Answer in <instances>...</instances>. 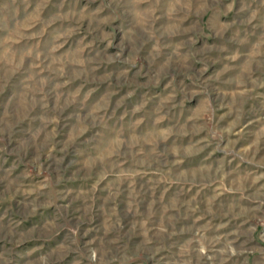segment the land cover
<instances>
[{"label": "clouds", "instance_id": "9594fccd", "mask_svg": "<svg viewBox=\"0 0 264 264\" xmlns=\"http://www.w3.org/2000/svg\"><path fill=\"white\" fill-rule=\"evenodd\" d=\"M221 2L225 9L222 13L219 7H213ZM23 3V19L0 17V136L24 132L11 150L30 160L34 168L14 176L11 173L15 166L8 170L4 177L8 196L13 200L20 197L17 210L22 217L54 206L57 197L67 199L70 193L52 191L53 185L63 180V173L56 169L64 168L66 154L75 152L81 144L91 147L80 151L73 175L82 176L91 184L81 188L75 197L83 201L79 210L82 214L72 219L70 229L60 222L59 215L41 219L21 231L5 229L0 234V264H55L52 256L63 258L77 252L72 241L82 231L94 230L82 229L81 225L95 220L96 199L101 191L105 193L99 197L104 213L103 236L93 239L84 249L87 264H132L129 244L131 253L155 258L174 236L186 239L180 246L179 261L173 264H228L233 258L254 253L255 248L249 249L247 242L253 238L255 226L229 229L232 220L244 218V213L236 211L235 202L230 207L227 202H217L225 194L243 195L247 177L228 170L232 161L264 168V160H257L264 127L252 143L237 150L247 127L241 123L244 106L264 89V0H118L128 25L126 31L120 30L124 34L122 51L108 55L106 49L95 47L96 40L81 39V29L87 28L89 34L95 32L99 43L110 48L111 36L104 26L118 18L117 0H100L95 10L72 6L65 9L62 2L60 10L53 11L48 7L52 0ZM209 11L231 14L230 21L213 27L218 36L231 32L232 48L220 49L228 53L225 63L210 78L226 83L227 90L214 88L209 78L200 80L196 89L186 82L195 79L193 46L202 32L201 17ZM141 56L150 66V81L135 79L137 73L133 70H138ZM105 62L127 66L100 71ZM198 71L204 76L207 66ZM172 74L179 78L170 79ZM161 80L166 81L168 88L162 95L153 97L138 91ZM89 81H114L137 87L123 92L109 88L88 103L95 91H84ZM222 100L226 102V112L219 116L213 101ZM185 101L194 107H188ZM120 109H124L120 117L125 121L124 127L113 128L110 121L115 120ZM61 117L68 122L62 123ZM225 117L227 123L219 124ZM25 124L27 127H22ZM217 152L224 160L209 162ZM204 153L208 160L192 171L186 162ZM40 156L49 162L41 164ZM43 169L52 174L51 179H38L37 174L42 176ZM189 175L191 180L187 179ZM259 179H264V172L251 182ZM175 184L213 191L202 203L199 193L186 199L176 193L169 196ZM161 187L163 191L157 197ZM149 192L150 198H145ZM122 194L126 195L127 214L135 217L130 225L121 220L123 213L118 211L117 201ZM256 203L257 207L248 209L249 215L264 208V200ZM142 204L146 215L140 212ZM225 207L229 211H224ZM182 209H186L185 215L195 214L197 223L180 224L184 219L180 215ZM70 210L71 202L59 206L60 212ZM157 215L155 223L153 217ZM200 220L205 221L202 226H198ZM225 229L229 231L225 233ZM65 232L71 233L67 240ZM54 237H61L59 245L39 256L34 253L40 248L24 247L29 240ZM259 238L264 240V233ZM122 239L127 243L118 247ZM243 264H248L247 259Z\"/></svg>", "mask_w": 264, "mask_h": 264}, {"label": "rangeland", "instance_id": "374dc122", "mask_svg": "<svg viewBox=\"0 0 264 264\" xmlns=\"http://www.w3.org/2000/svg\"><path fill=\"white\" fill-rule=\"evenodd\" d=\"M64 3V8L67 9L69 6L75 7L76 9L80 8H89L91 10H95L100 6V0H52V3L48 6L49 9L53 11L60 10V4ZM107 2V0H105ZM239 3V0H237ZM6 5V6H5ZM35 7V4H33ZM213 7H219L220 12L222 13L225 9L223 7V3L213 5ZM25 5L23 0H0V17H7L9 20L15 16L17 18L23 19L25 16L24 11ZM31 11V9H29ZM200 9H197V12H200ZM235 11V10H234ZM117 19L113 21L110 25H105L104 27L107 29L108 33L111 36V47L106 48L105 44L99 43V37L95 32L89 34V30L87 28H82L81 32L83 36L81 39H84L86 42H90L96 40V48L106 49L105 55L110 53H116L122 51V45L124 43V34L120 31L122 28L126 31L128 25V18H126L118 4L117 0ZM231 14L229 16H223L219 13H213L209 11L207 14L202 15L200 23L202 32L197 36V43L193 46V56L191 60V64L194 71L192 76L195 79L186 80V82L191 86L192 89H196L198 82L202 79L209 78V83H212L214 88L227 90V85L224 82H217L216 80L210 79L213 73H219L222 65L225 63L224 57L228 54L226 52L221 51V48H232V40H231V32L225 33L223 36H218L213 32V27H218L219 23L230 21ZM211 25V26H210ZM139 35V34H138ZM253 39L252 37H249ZM79 41H77L78 43ZM150 45H145V48ZM199 48L200 51L197 52L195 49ZM234 50V49H233ZM95 53V49L92 50ZM129 53H125L128 55ZM126 67V64L117 63L113 65L112 63L105 62L100 71H110L112 67ZM207 66V73L204 76L199 74V69L201 67ZM149 65L145 64L143 57L138 58V70H133L137 74L135 79L150 81V72ZM97 75L99 72L96 73ZM132 73L130 72V75ZM179 77L176 74H172L170 79L175 80ZM103 79V78H102ZM77 86L79 82H76ZM129 87H137L136 85H118L114 81H108L107 83H101V81H89L84 85V91H88L89 88L95 89L93 91L92 96L89 98L88 103H92L97 97L101 95V92L112 88L113 90H119L121 92L127 91ZM203 88L202 85H200ZM168 90L167 83L164 80H161L158 83H149L147 88H138V91L149 93L153 97L164 94ZM206 91V89H205ZM260 95L254 98H250L249 101L244 106V117L241 121L242 124H246L247 127L244 129V134L240 137V143L237 146V150L240 148L246 147L248 144L252 143L253 140L256 139L257 134L260 133L261 127H264V89H260ZM199 99H203L201 95ZM133 103L135 102V98H133ZM188 107H194V104H189L185 101ZM217 109V115L224 116L226 109L223 107V103L225 101L216 102L213 101ZM79 111V109H74ZM124 109H120L115 114V120H111V126L113 128L116 127H124L125 121L121 120V114ZM183 112L181 111V115ZM62 123H67L68 120L64 117H61ZM219 124H226L227 117L224 120L218 122ZM32 124L35 125L36 121H32ZM218 126V125H217ZM22 127L26 128L27 124ZM61 134L63 133V129L60 130ZM24 132H17L14 135H10L8 137L0 136V234L4 232L5 229L9 231L15 229L16 231H21L24 228H29L33 224H37L41 219H47L48 217H56L59 215L60 222L64 223L67 228H71L72 219L76 216H80L82 213L79 211L83 206V201L79 199H75L77 193L81 188L90 187L91 181L86 180L82 176L73 175L74 170L78 167L79 162V153L81 150L87 149L91 147L89 144H81L78 145L75 152H69L66 154V163L64 168L56 169L57 172L63 173V180L60 184L53 185L52 191L55 193L56 190L63 192L65 194L70 193L67 196V199L63 197L56 198V204L52 207H42L40 212L37 215H33L31 217L24 216L22 217L18 209L17 201L20 200V197H16L15 200L9 198L8 196V185L4 179L5 174L8 172L10 168L15 166V171L11 173V175H16L21 171H29L31 172L34 168L32 162L26 159L22 154L13 152L11 149L15 146V141L19 139L20 136H23ZM95 136V133H93ZM262 138L260 140V151L257 156V160H264V134H261ZM224 160V156L219 152L216 153L215 156L211 157L209 162L215 163V161ZM208 160L207 153L202 154L200 157H197L193 160H189L186 163L192 166L191 170L196 171L198 166H202L203 163ZM231 160V157H229ZM49 161L46 157L40 156V163L46 164ZM229 171H233L239 173L240 175L246 176L247 179L244 182V192L243 195L239 193L236 196H231L225 194L221 197V200L217 203L227 202V205L230 207L233 202L236 204V211L244 213V218H246L247 222H244V218L242 219H233L232 223L229 225V229L232 228H248L249 225L255 226V232L253 233V238L247 242V247L249 249L255 248V252H248L245 256H240L238 258H233L228 262V264H243V261L247 259L248 264H264V254L261 253V250H264V240L259 238L261 233H264V208L261 211L256 212L252 215H249L248 209H254L257 207V201L264 200V179H259L256 183H252L251 181L259 176L260 172H264V168L258 169L255 165L250 163H241L240 161H232L231 164L227 165ZM51 173L47 171V169H43L42 176L37 174L38 179H42L47 177L51 179ZM187 179L191 180V176L189 175ZM199 182V179H198ZM163 191V187L157 190V197L160 196ZM211 188L204 187L203 190L198 187H190L185 186L183 184H175L169 190V196L173 193H176L180 196L181 199L190 198L191 196L197 195L199 193L198 199L203 203L205 198L212 193ZM105 195L103 191L98 193V197L96 199V207H95V220L89 224L85 223L81 225L82 229H87L91 227L94 229L92 232L82 231L81 233L76 235L74 241H72V246L77 248L78 251L70 254H65L63 258H59L57 256H52L51 259L55 262V264H87V260L84 259L86 253L84 249L88 247V245L92 242L93 239L103 236V232L101 231L104 213L101 210L102 200L99 197ZM151 193H147L145 198H150ZM167 199V197H166ZM121 201H123L121 203ZM69 202H71V210L67 213L60 212L59 206L64 205L68 206ZM118 211L123 213L121 216V220L124 223L130 225L131 221L135 219V217L127 214V200L126 195L122 194L120 200L117 201ZM229 207H225L224 211H229ZM201 213L203 212V206L200 209ZM140 212L142 215H146V206L141 205ZM186 209H182L180 215L184 216V219L180 220V224H188L192 225L193 223H197V216L195 214H187ZM153 221L158 223V215L153 217ZM152 223V222H150ZM205 221L200 220L198 222V226H202ZM229 229H225L224 232L227 233ZM71 235L69 232L64 233V239ZM186 237L184 236H174L171 240H167L164 244V251H162L155 258H150V254L141 253L140 255H136L131 253V245H128L129 254L132 256V264H173V261H179V250L180 246L185 241ZM176 241H180V243H176ZM61 242V237H54L51 239H33L29 240L27 245H25V249L31 248H40V252L34 253V256H39L44 252H47L52 247H57ZM4 244H8L7 240L3 241ZM127 241L121 240V243L118 247H123ZM10 246V245H9ZM38 264V262H37ZM207 264H213L212 261H208ZM218 264V262H217Z\"/></svg>", "mask_w": 264, "mask_h": 264}]
</instances>
